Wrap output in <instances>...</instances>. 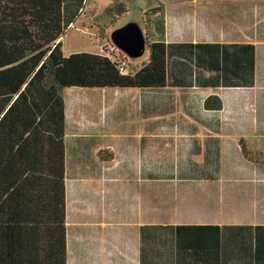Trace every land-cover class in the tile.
Wrapping results in <instances>:
<instances>
[{
    "label": "crops",
    "instance_id": "obj_1",
    "mask_svg": "<svg viewBox=\"0 0 264 264\" xmlns=\"http://www.w3.org/2000/svg\"><path fill=\"white\" fill-rule=\"evenodd\" d=\"M145 1L138 19L165 15V88L66 89L63 115L37 86L0 97V225L47 220L63 154L66 264H264V0ZM104 36L127 74L149 62L139 38Z\"/></svg>",
    "mask_w": 264,
    "mask_h": 264
},
{
    "label": "trees",
    "instance_id": "obj_2",
    "mask_svg": "<svg viewBox=\"0 0 264 264\" xmlns=\"http://www.w3.org/2000/svg\"><path fill=\"white\" fill-rule=\"evenodd\" d=\"M87 0H0V97L26 96L34 86L46 96L56 97L63 115L61 93L66 89H163L166 87V22L161 8L144 13L149 62L133 73H122L119 57L102 54L75 53L65 56L62 39L82 16ZM127 9L115 3L101 17L111 23L125 16ZM155 16V21L149 17ZM105 19V18H104ZM101 21V20H100ZM154 29L151 33L150 30ZM106 31L102 30L100 36ZM105 37V36H104ZM103 38V37H102ZM106 40V38H105ZM112 45L104 41V49ZM22 89H24L22 91ZM210 108L211 99L207 101ZM218 109L221 105L217 106ZM63 121V119H62ZM246 151V149H244ZM52 196L47 194V220L34 229L45 230L54 238L50 253L47 240L46 257L39 256L29 241L36 235L28 225H0V264H66V197L64 156L59 172H53ZM41 211H44L42 207ZM29 215L27 211L22 212ZM15 234L22 240L15 242ZM15 245H19L15 246ZM26 245H28L26 247ZM36 253V254H35Z\"/></svg>",
    "mask_w": 264,
    "mask_h": 264
},
{
    "label": "rangeland",
    "instance_id": "obj_3",
    "mask_svg": "<svg viewBox=\"0 0 264 264\" xmlns=\"http://www.w3.org/2000/svg\"><path fill=\"white\" fill-rule=\"evenodd\" d=\"M127 1L128 2H126L127 5H125V8L128 12L125 14V16L120 17L114 23H111V17H101L100 14L99 16H95L94 13L87 11V17L84 16L79 19L78 23H76V27L72 28V26V29H70L61 40L63 42L62 45L64 54L69 55L73 53H103L101 39L99 38V34L102 30L107 32V39H110V31L111 36L113 35L114 38L121 40H125V38H128V40L130 39V41H132L133 38H135L136 40L139 38L136 47H139L140 51V47L143 44L144 50H147L146 43L142 38V32L144 28V22L142 18L144 17L141 14L139 17V21L137 9L135 6V4L138 2L137 0ZM144 3L145 9H148L152 5V0H146ZM90 4H93V0H90ZM103 11L104 10H102V12ZM94 17L97 18L95 19ZM102 22H105V24ZM235 28L236 27H231L230 29L232 31V29L235 30ZM144 36L145 34L143 35V37Z\"/></svg>",
    "mask_w": 264,
    "mask_h": 264
},
{
    "label": "built area",
    "instance_id": "obj_4",
    "mask_svg": "<svg viewBox=\"0 0 264 264\" xmlns=\"http://www.w3.org/2000/svg\"><path fill=\"white\" fill-rule=\"evenodd\" d=\"M102 51H103L102 54L108 56L109 58H111V59L115 58L116 49L113 46H111L110 48H107L106 50L103 47ZM128 67H129V65H128L127 59L121 58L119 61V68H120L121 72L127 73Z\"/></svg>",
    "mask_w": 264,
    "mask_h": 264
}]
</instances>
